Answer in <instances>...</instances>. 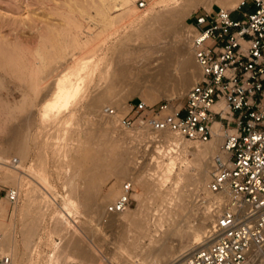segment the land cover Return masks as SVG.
<instances>
[{
    "label": "rangeland",
    "instance_id": "1",
    "mask_svg": "<svg viewBox=\"0 0 264 264\" xmlns=\"http://www.w3.org/2000/svg\"><path fill=\"white\" fill-rule=\"evenodd\" d=\"M139 1L141 0H135L133 4L138 20L136 19L135 23L119 26V29L113 31L112 29L103 27L102 18L98 15V12L102 10L110 17L121 12L118 6H114L116 2L113 0H109L108 4H102L100 0H0V55H2L3 52L2 47L4 49L3 53L6 52V54L8 53L7 55H9L8 51H10V53L13 52L11 56L15 55L14 57H16V59H23L30 50L38 49L42 51L40 52L41 54L50 58L53 54L57 53L60 47L66 45V41H68L67 38L69 39L71 36L82 37L80 31L75 29L69 30L68 23L70 21L77 22L75 24L80 26L82 31H86L87 28L91 27V32H100L106 36V43L103 46L104 49L94 59V62L97 63V67L86 99L78 105L74 111L71 113L67 112L60 118V122H63L71 115L72 120L67 126L70 127L68 135L71 136L72 140H68L67 137L66 140L61 142L65 148L64 152L58 155H56L52 149H48L46 146L44 147L45 143H43L41 139L37 140L38 144L36 146L30 142V149L28 151L29 156L25 159L23 171L29 176L25 179V182H34L39 185L46 184L49 186V192L55 200L53 211L62 208L63 200L67 196L65 183L69 174H74V181L77 187L74 200L84 202L86 205L95 203L100 208H103V210L110 199L113 200L117 197L118 186L125 178L121 179V182H119L114 175L110 174L107 178L101 180L98 190L94 189V192L89 196L86 191V187L91 184L88 176L91 172L96 170V167L99 165L111 164L114 161L122 159L131 170L130 177L140 173L146 176L148 180L147 187H142L136 180H131L134 185V190L131 196L130 210L125 215H117L118 217L116 215L114 216L115 219L119 218V222L108 224L109 217H107V215L100 216L97 221L94 220L95 218H93V220L89 218L91 219L90 221L89 219L87 220L88 215L83 212L84 208H77V203H74V207L70 208L71 211L75 212L77 215V218L72 222V226H74L76 230L75 236H83L84 238L82 237V239L84 244H86L96 256L100 257L102 255V259L108 263H112L110 257L114 250H122L120 247L122 244V235L129 232V229L135 234V230L132 229L131 226L135 214L136 216H143L147 213L149 215V225L151 229L154 230L155 226L153 225V220L155 216H164L166 213L172 212L171 209L174 208V205H183L180 210L176 212L177 216L174 217V221L171 222L169 219H166L161 222V226L159 227L161 233L173 228L174 223L179 224V227L182 229H189L195 225H200V227H202L200 238L202 239L207 228V220L198 214V212L194 213L192 194L190 192L196 187H202V189H204L203 185L191 183L186 179L190 176L196 179L200 165L198 167L197 164H191V157H188L185 163H181L184 157L180 154L177 158V165L172 175L164 171L161 172L158 168H155L157 165L156 162L168 164L170 162L168 153L170 154L172 152V154H174L176 151L167 149L168 147L166 146L168 144L162 143L163 140L160 134L123 130L118 127L117 119H113L112 123H110L111 120L105 113L99 112L93 115L86 109L89 102L88 100L92 96H95L99 90L102 89L103 91L105 89L104 87L108 84L109 87L106 88L105 91H107V93H114L113 96H116V99L113 101H125V105L128 100L132 102L142 100L147 104H153L164 100H172L174 102L182 101L185 103L186 99H183L185 92L198 78L197 74L199 68L196 63L195 67H190L188 70H185L190 77L188 79L183 75L181 64L185 55H187L185 54L186 52H191L192 55L190 36L193 30L191 25L193 17L206 8L203 6H198L195 9L190 8L189 16L184 19L187 28H185V31H183V29L180 33L175 34L174 26L155 25L153 27H145L147 25L146 22L149 16L155 13H162L168 16L175 13L182 7L187 6L189 0H144L145 6L143 8L138 7ZM239 2L240 0H238L235 5H218L213 3L210 9L215 7L231 9L232 7L230 6H236ZM249 8L250 3H247L246 6L233 13L232 17L241 18L242 12L249 10ZM178 24L182 26L183 21H178ZM65 30H69V32L63 34ZM152 34L155 35L156 41L149 43L147 37ZM138 35L140 37L139 42H128L123 45L125 38L131 36L132 39H134ZM54 45H56V47ZM127 45L133 48L138 46H146L147 48L137 53L134 57V61H130L123 57ZM150 49H156V52H151ZM6 54L3 55L6 56ZM72 55L77 56L78 54L71 50H67L62 64H70ZM164 61L169 63L167 75L165 76L167 84L161 85L162 87L157 85L158 81L161 80L158 76L154 81L150 78L146 79L147 81L141 79L146 75L150 76V74H153L158 70V67L164 66ZM159 63L160 66H158ZM123 65L129 66L130 72H128L127 76L122 81L111 83V81L117 77ZM50 68L52 67H49V69ZM147 68H149V70ZM65 72L66 71H63L60 76L62 77ZM104 75L107 76L106 80L102 79ZM189 79H191L190 85H188L190 83L188 81ZM17 84L19 83L17 82ZM99 85H101V88H98ZM23 90L25 89H20L15 93L16 101L21 103H23V99L20 97V93ZM18 92L20 93L18 94ZM4 97H6V95ZM10 98L12 97H9L8 101H10ZM27 100L28 101L25 102L28 106L27 114L29 115L31 112L35 113V117L33 116L31 123L35 126H42L38 115L40 108L38 107L40 106L38 100ZM105 106L113 107L109 104ZM8 112L7 110L0 111V119L7 118ZM116 114L118 118V116L125 114V111L119 110ZM55 130L56 128L53 129V131ZM86 130L95 137L93 142L89 143L86 140L76 141L77 134ZM22 135L23 133L20 137ZM5 139L6 136L0 133V152L5 151L6 157L13 159L14 162L16 151L7 146ZM186 142L188 143L186 146L187 150L194 147H205L209 144V142ZM43 148H46V150ZM173 151L175 152L173 153ZM154 157L158 158L156 162L153 159ZM36 158H41L40 162ZM39 163L40 165L42 164V168ZM161 175H166L169 179L163 182ZM44 185L42 186L43 188ZM7 187L11 186L0 182V208L6 206L8 209L7 214L3 215L0 213V219L4 218L7 223H13L15 225L17 243L22 250L21 228L23 223L18 212L14 217H11L12 205H8V201L4 197ZM113 189L115 190V194L109 198L108 192ZM23 193L22 190L19 205H21ZM106 197L107 200L109 198L108 201H106ZM184 206L188 207L189 210H187V208L183 209ZM95 223H97V227ZM53 226V219L45 217L40 233V243L37 247V253L33 258V264H47L48 256L54 253L55 245L60 243L61 235L53 234ZM124 230L127 231L125 232ZM72 232L73 229L69 228L68 233L72 234ZM145 242L148 244V241ZM176 243L175 241L174 244ZM199 243V241L192 242L189 247H195ZM138 255L139 251L135 253L134 257ZM176 256H178V254L174 255V257ZM81 264L93 263L85 261L84 263L81 262Z\"/></svg>",
    "mask_w": 264,
    "mask_h": 264
},
{
    "label": "bare ground",
    "instance_id": "2",
    "mask_svg": "<svg viewBox=\"0 0 264 264\" xmlns=\"http://www.w3.org/2000/svg\"><path fill=\"white\" fill-rule=\"evenodd\" d=\"M113 1L116 2V5L114 6H118L121 12L110 17L107 13H105V11H99L98 15L102 18L104 28L115 31L121 26L136 22L137 13L133 5L135 0ZM237 1L238 0H189L187 6L182 7L169 16L162 13L150 15L145 27H153L155 25L168 27L174 26V33L177 34L183 29V31H185V28H187V25L184 23V19L189 16L190 8L195 9L198 6H203L206 9H210L213 3L226 5L235 4ZM100 2L102 4H108L109 0H100ZM178 21H183V25L179 26ZM75 23L77 22L70 21L68 23V28L69 30L75 29L80 31L82 37L79 38L78 36H71L69 39L67 38L68 41H66V45L60 47L59 50H57V53L53 54L50 58L41 54L40 52L42 51L34 49L32 51L30 50V52L28 50L29 53L24 56L23 59H16V57H14L15 55L11 56L13 52L10 53V51H8L9 55H7L8 53L6 54V52L3 53L4 49L2 47L3 52L2 55H0V111L7 110L9 112L7 118L0 119V133L6 136L5 140L7 146L9 148H13L16 151V154L14 163L13 159L6 157L5 151L0 152V182L10 185L18 190L19 196L17 201L12 204L8 202V205H12L11 217H14V215L18 212L21 216L23 224L21 228V250L16 239L17 235L15 225L13 223H7L4 218L0 219V231L3 233L0 252L10 256V264H33V258L37 253V247L41 239L40 233L42 225L45 221V217H49L54 221L52 232L53 234H60L61 241L59 244L55 245L54 253L48 256L47 264H81V262L84 263L85 261H90L93 264H151L153 262L171 261L176 262V264L181 263L194 248L208 241V239H206V233L202 239L200 238L202 233V227H200V225H195L189 229H182L179 227V224L174 223V227L169 231L164 233L160 232L159 227L161 226V222L166 219H169L171 222L174 221V217L177 216L176 212L180 210L183 205H174V208L171 209L172 212L166 213L164 216H155L153 220V225L155 226L154 230H152L149 225V215L147 213L143 216H136L135 214L131 222V226L132 229L135 230V234L129 229V232L122 235V244L120 243L122 250H114L110 257V261H112V263H108L102 259L103 257H101V254V258L96 256L95 253L92 252L86 244H84L82 239L83 236H75L76 230L74 226H72V222H74L73 220L77 218V215L75 212H72L70 208L74 207V203H77V208H84L83 212L88 215L87 216L85 214L88 217L87 220L89 218L92 220L95 218L94 220L97 221L100 216L107 215V217H109L108 224H114L117 221L119 222V218L115 219L114 216L125 215L130 209L124 212L106 214L105 209L103 210V208H100L95 203L86 205L84 202L75 201L74 196L77 190L74 181L75 177L74 174H69L65 183L66 185L64 184L67 189V196L63 200L62 208L53 211L55 200L49 192V186L43 184V188V185H39L38 183L25 182V179L29 176L24 173L23 168L25 159L29 156L28 151L30 149V142L36 146L38 144L37 140L41 139L42 142L45 143V145L43 144L44 147L46 146L48 149H52V151L58 155L64 152L65 148L61 142L66 140L67 137L68 140H72L71 136L68 135L70 127L67 126L72 120L71 115L63 122H60V118L67 112L71 113L74 111V109L86 99L97 67V63L94 62V59L102 52L104 49L103 46L106 43V36L104 34L100 32H91V27L87 28L86 31H82L81 27ZM69 30H65L66 32L64 31L63 34L68 33ZM139 39V35L134 39H132L131 36L127 37L125 38L123 45L128 42L137 43L139 42ZM147 41L149 43L156 41L155 35L152 34L148 36ZM54 46L56 47V45ZM126 48L127 49L123 54V57L129 59L130 61H134L135 55L146 50L147 47L138 46L133 48L127 45ZM67 50H71L72 52H76L78 54L77 56H71L72 61L68 65L62 64V60ZM150 51L156 52V49H150ZM3 54H6V56ZM185 54L187 55H185V58L182 60L181 68L183 70L184 77L188 79L190 77L185 70H188L190 67H195V61L191 52H186ZM164 63V66L158 67V70H156L153 74H150V76L146 75L141 79L146 80L150 78L154 81L158 76L161 80H159L158 83L156 82L157 85H160V87H162L161 85L163 84L165 85L167 82L165 76L167 75L169 63L166 61H164ZM158 66H160V63ZM49 67L52 68L49 69ZM147 69L149 70V68ZM63 71L66 72L61 77L60 74ZM128 72H130L129 66L123 65L120 68L117 77L114 78L111 83L122 81L127 76ZM198 75L199 72L197 76ZM106 77L107 76L104 75L102 79L106 80ZM188 81L190 82L188 85H190L191 79ZM17 82L19 84H17ZM108 87L109 84L104 88L106 89ZM23 88L26 91L23 90L21 93L18 92V94L20 93V97L23 99V103H21L16 101L17 99L15 97V93ZM98 88H101V85H99ZM105 89L103 91L102 89L99 90L95 96H92L88 100L89 102L86 109L90 114L96 115L99 112L105 113L106 104L113 106L115 110L113 115L105 113V115H108L107 117L111 120L110 123H112L113 119H117L116 113L119 110L125 111L126 113L127 107L125 105V101H113L116 99V96H113L114 93H107ZM5 95L6 97H4ZM7 97H12L10 98V101H12H8ZM27 99L32 101L38 100V104L40 105L38 106L40 107L38 115L42 126H35L31 123L35 113L31 112V114H27L28 106L25 104V102L28 101ZM54 128H56L55 131H53ZM213 128L218 133L219 124L214 123ZM134 130L136 132L140 131L138 128ZM143 132L151 131L147 130ZM22 133L23 135L20 137ZM159 134L163 140L162 143L168 144L166 146L168 147L167 149L175 150L176 153L173 151L174 154H172V152L168 150L171 152L170 154L168 153L170 161L168 164L156 162L158 158L154 157L153 159L157 164L155 168H158L161 172L164 171L169 175H172L174 173L173 170L177 165V158L180 154L184 157L181 163H185V160L188 159V157H191L190 163L197 164L198 167L200 165V168L197 172L196 179L191 176L186 179L194 184H202L205 189L207 180L209 179L212 156L218 153L219 138L214 135V138L212 137L209 141L204 142H209L207 146L194 147L187 150L186 146L188 143L186 141L188 140L180 138L169 132H160ZM94 139L95 137L86 130L77 134L76 141L86 140L87 142L92 143ZM44 150H46V148ZM36 159L39 160V162L41 160V158ZM40 166L41 168L43 167L42 164ZM130 171L131 170L128 165L122 159L114 161L111 164L99 165L96 167V170L91 172L88 176L91 184L86 187V191L88 192L87 194L90 196L91 193L94 192V189L98 190L101 180L107 178L110 174L114 175L119 182H121V179L125 178V180H136V182L142 187H147L148 180L145 175L140 173L136 176L130 177ZM161 179L163 182H166L169 177L161 175ZM121 185L122 183L118 186L117 196L121 192ZM22 190L24 192L22 194L23 199L21 205H19ZM108 194L110 198L115 194V190H110ZM108 200L106 197V201ZM113 200L110 199L109 202ZM186 208L189 210L188 207H183V209ZM0 213L3 215L7 214V207L5 206L0 208ZM203 218L207 220L206 217ZM91 219L89 220L91 221ZM95 225L97 227V223H95ZM69 228L73 229L72 234L68 233ZM145 241H148V244H146ZM175 241L177 242L176 244H174ZM195 241H199L200 243L195 247H189L190 244ZM137 251H139V255L134 257ZM175 254H178V256L174 257ZM245 264H264V248L262 250L251 251L250 259Z\"/></svg>",
    "mask_w": 264,
    "mask_h": 264
},
{
    "label": "built area",
    "instance_id": "3",
    "mask_svg": "<svg viewBox=\"0 0 264 264\" xmlns=\"http://www.w3.org/2000/svg\"><path fill=\"white\" fill-rule=\"evenodd\" d=\"M247 3L250 8L241 18L232 17ZM144 6V0L138 2ZM191 25L199 75L184 94L186 102L128 100L117 124L123 130L169 132L191 142L219 138L205 189L190 191L195 212L207 218L208 241L178 264H245L251 251L264 248V0H240L214 13L205 9ZM104 112L113 115L115 110L106 107ZM133 190L132 181L124 180L106 214L130 209ZM18 196L14 187L5 190L11 204ZM2 239L0 231V247ZM10 262L0 252V264Z\"/></svg>",
    "mask_w": 264,
    "mask_h": 264
},
{
    "label": "crops",
    "instance_id": "4",
    "mask_svg": "<svg viewBox=\"0 0 264 264\" xmlns=\"http://www.w3.org/2000/svg\"><path fill=\"white\" fill-rule=\"evenodd\" d=\"M232 5H235V4H232ZM230 7L234 8L235 6H230ZM217 8H218V7L211 8L210 11H211V12H215V11L217 10ZM232 8H231V9H232ZM233 13H235V11H233L232 14H233ZM213 138H214V137H213Z\"/></svg>",
    "mask_w": 264,
    "mask_h": 264
}]
</instances>
